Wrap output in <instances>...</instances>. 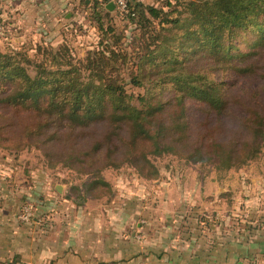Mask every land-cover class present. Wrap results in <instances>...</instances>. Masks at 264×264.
Returning a JSON list of instances; mask_svg holds the SVG:
<instances>
[{
	"label": "trees",
	"instance_id": "trees-1",
	"mask_svg": "<svg viewBox=\"0 0 264 264\" xmlns=\"http://www.w3.org/2000/svg\"><path fill=\"white\" fill-rule=\"evenodd\" d=\"M128 1L125 12L105 0L91 2L101 32L84 59L75 60L66 46L43 49L50 63L0 48V110L16 114L9 117L22 126L20 137L45 150L57 147L47 154L86 164L96 176L126 156L146 180L158 175L150 154L186 155L226 170L256 159L264 148V99H246L233 79L264 83V0H176L168 10ZM119 15L122 29L114 26ZM128 26L140 37L125 45ZM189 99L216 117L197 140L186 114ZM227 121L234 130L226 128V136Z\"/></svg>",
	"mask_w": 264,
	"mask_h": 264
},
{
	"label": "rangeland",
	"instance_id": "rangeland-1",
	"mask_svg": "<svg viewBox=\"0 0 264 264\" xmlns=\"http://www.w3.org/2000/svg\"><path fill=\"white\" fill-rule=\"evenodd\" d=\"M94 1H89L88 5L82 2L75 10L69 9L72 18L63 16V21L70 25L69 29H59L52 34L44 33L38 27L24 30L26 34H22L20 29L13 31L7 17L0 14V48L6 52L22 50L39 62L48 60L50 63L51 56L43 49L53 48L57 51L66 46V53L75 60L84 59L88 51L96 50L99 44L101 31L98 30V17L90 9ZM140 1L165 6L166 10L169 9L168 2L176 3V0ZM3 3L4 0H0V11L4 13L2 6L7 3ZM121 18L120 15L114 17L116 28L124 27L126 20ZM106 19L104 17L103 21L108 22ZM29 23L33 24L32 19ZM132 28H124L122 41L125 45L136 42L140 37L139 31ZM38 47L41 50L38 51ZM233 80L238 90L245 91L243 95L246 99H264L263 82L253 78ZM132 90L143 92L140 88ZM164 94L171 97L167 91ZM196 101L189 99L186 110L188 122L193 126V140H197L207 123L214 124L216 120ZM6 112L10 115L7 116ZM234 112L242 114L238 108ZM0 114V134H3L0 141V264L12 262L16 256V264H52L53 250L79 247L80 241L77 238L83 237L85 233L94 232L96 227L102 231L103 227L107 229V226H114L113 222L117 218L113 219L111 212L106 210L116 196H122L121 202L126 201L128 205L132 201L137 215L134 211L131 217L126 207L128 211L116 221L108 234L123 232L140 243L150 242L155 233L164 237L178 234L183 214L196 218L203 213L202 209H206L204 212L209 215L218 211L216 207L221 203H226V207L221 210L226 213L231 210L228 203L234 202L237 203L234 210L236 219L238 215L251 218L255 213L259 216L255 207L262 201L264 204V148L256 159L235 170L217 169L215 163L210 161H193L187 159L186 155L164 153L161 156L149 155L158 169L155 178L143 179L138 169L128 161V156L122 159L126 161H122L119 167H108L102 170L100 176H96L88 170L90 166L86 167V164L73 166L64 157L49 156L58 150L57 147L45 150L38 143L29 144L22 139L19 135L22 126H12L11 120L16 115L12 110H0ZM226 123L225 135L226 128L228 131L233 128L230 122ZM149 171L145 172L149 174ZM99 178L108 181L109 185L96 184ZM246 187L251 190L247 191ZM89 195L105 197L91 202L85 211L83 202ZM64 199H69V203L64 202ZM195 201L200 203L199 207L190 204ZM249 202V209H245L244 206ZM238 203H241L240 209ZM78 207L83 212L78 211ZM129 225L131 230L126 232ZM87 235L90 239V234ZM70 239L73 240L72 246H69Z\"/></svg>",
	"mask_w": 264,
	"mask_h": 264
},
{
	"label": "crops",
	"instance_id": "crops-1",
	"mask_svg": "<svg viewBox=\"0 0 264 264\" xmlns=\"http://www.w3.org/2000/svg\"><path fill=\"white\" fill-rule=\"evenodd\" d=\"M82 1L4 0V3H7H3L2 6L5 14L2 11L0 14L7 17V22L11 24L10 29L13 31L20 29L22 34H26L24 30L29 31L28 28L33 30L38 27L44 33L52 34L59 29H69L70 25L63 21V16L71 17L72 12H69V9L79 8ZM31 19L33 24L29 23ZM245 189L251 190L250 187ZM231 195L234 197L232 193ZM104 197L89 195L83 202V210L86 211L91 202ZM116 197L110 200L112 204L106 210L111 212L113 219L117 218L118 221L123 217L128 211L126 207L129 208L131 217L134 211L137 215L136 206L132 201L128 199L131 202L128 205L126 201L121 202L122 196ZM65 201L69 203V199L68 201L64 199ZM193 203L197 205L196 207L200 205L197 201L190 202ZM262 203L263 201L255 207L259 216L255 213L251 218L238 215L239 218L236 219L234 210L237 208V203L234 202L227 204L232 213L231 210L226 213L221 211L226 207V203H221L216 207L218 211L215 210L216 212L209 215L204 212L206 209H202V214H196V218L193 215L183 214L178 234L164 237L155 233L151 241L145 243L137 242L123 232L108 234L116 224L114 221L113 227L112 225L107 226V229L103 227L102 231H98L96 227L94 232H87L83 237L77 238L80 241L79 247L53 250L51 262L52 264H264V204ZM238 205L240 209L241 203ZM250 205L249 202L244 208L249 209ZM83 210L78 207V211L83 212ZM129 227L131 226L126 227V232L131 230ZM87 234H90V239L87 238ZM72 242L73 240L70 239L69 246L73 245Z\"/></svg>",
	"mask_w": 264,
	"mask_h": 264
},
{
	"label": "built area",
	"instance_id": "built-area-1",
	"mask_svg": "<svg viewBox=\"0 0 264 264\" xmlns=\"http://www.w3.org/2000/svg\"><path fill=\"white\" fill-rule=\"evenodd\" d=\"M107 4L109 2H113L116 6L115 9L119 10L120 12H125L128 8L129 1L128 0H105Z\"/></svg>",
	"mask_w": 264,
	"mask_h": 264
},
{
	"label": "water",
	"instance_id": "water-1",
	"mask_svg": "<svg viewBox=\"0 0 264 264\" xmlns=\"http://www.w3.org/2000/svg\"><path fill=\"white\" fill-rule=\"evenodd\" d=\"M107 7H108L109 9H111V10H114V9L116 8V6H115V4H114L113 2H109V3L107 4Z\"/></svg>",
	"mask_w": 264,
	"mask_h": 264
}]
</instances>
